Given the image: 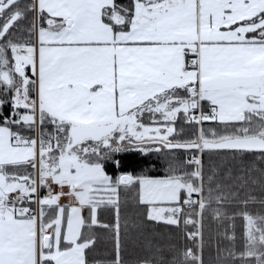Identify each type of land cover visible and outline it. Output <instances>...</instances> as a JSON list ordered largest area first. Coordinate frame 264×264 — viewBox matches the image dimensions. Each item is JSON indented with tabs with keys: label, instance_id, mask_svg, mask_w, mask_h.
Returning a JSON list of instances; mask_svg holds the SVG:
<instances>
[{
	"label": "snow or ice",
	"instance_id": "obj_1",
	"mask_svg": "<svg viewBox=\"0 0 264 264\" xmlns=\"http://www.w3.org/2000/svg\"><path fill=\"white\" fill-rule=\"evenodd\" d=\"M134 245L264 264V0H0V264Z\"/></svg>",
	"mask_w": 264,
	"mask_h": 264
},
{
	"label": "trees",
	"instance_id": "obj_2",
	"mask_svg": "<svg viewBox=\"0 0 264 264\" xmlns=\"http://www.w3.org/2000/svg\"><path fill=\"white\" fill-rule=\"evenodd\" d=\"M135 160H141L139 156H136L134 158ZM153 161L157 159L156 155L154 154L152 157ZM148 163L145 162L142 163L141 165H133L137 169V171L141 170H147L149 171L150 175H162L163 174V160L160 161V167L158 168H152L148 169ZM178 239L177 234L174 232L169 231L167 228L163 226H145L142 240L145 244H151V243H168V242H173ZM182 243V239L180 240ZM144 254V249L140 247V245H134L133 248L130 250L128 259H129V264H135L136 259ZM215 256L214 251L206 252V259L209 261L212 260V258Z\"/></svg>",
	"mask_w": 264,
	"mask_h": 264
},
{
	"label": "rangeland",
	"instance_id": "obj_3",
	"mask_svg": "<svg viewBox=\"0 0 264 264\" xmlns=\"http://www.w3.org/2000/svg\"><path fill=\"white\" fill-rule=\"evenodd\" d=\"M61 203L67 205L69 203V200L66 199V198L65 199H62L61 200Z\"/></svg>",
	"mask_w": 264,
	"mask_h": 264
}]
</instances>
